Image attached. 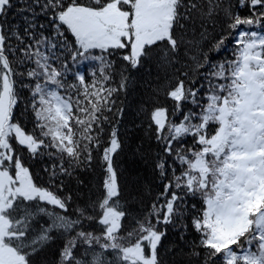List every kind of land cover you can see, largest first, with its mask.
<instances>
[{"label":"snow or ice","instance_id":"1","mask_svg":"<svg viewBox=\"0 0 264 264\" xmlns=\"http://www.w3.org/2000/svg\"><path fill=\"white\" fill-rule=\"evenodd\" d=\"M0 264H264V0H0Z\"/></svg>","mask_w":264,"mask_h":264}]
</instances>
